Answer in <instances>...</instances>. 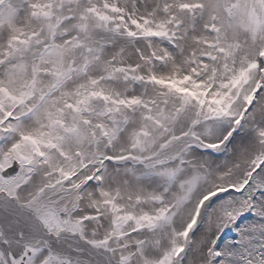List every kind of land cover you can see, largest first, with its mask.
Returning <instances> with one entry per match:
<instances>
[{
    "label": "snow or ice",
    "instance_id": "6c2138e0",
    "mask_svg": "<svg viewBox=\"0 0 264 264\" xmlns=\"http://www.w3.org/2000/svg\"><path fill=\"white\" fill-rule=\"evenodd\" d=\"M0 264H264V0H0Z\"/></svg>",
    "mask_w": 264,
    "mask_h": 264
}]
</instances>
